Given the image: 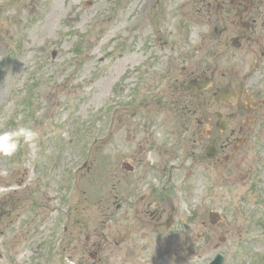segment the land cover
<instances>
[{"label": "rangeland", "instance_id": "rangeland-1", "mask_svg": "<svg viewBox=\"0 0 264 264\" xmlns=\"http://www.w3.org/2000/svg\"><path fill=\"white\" fill-rule=\"evenodd\" d=\"M178 1L154 13L153 28L168 43L171 29L179 44L208 24L193 15L191 22L184 17L190 26L176 20ZM137 2L0 0V131L24 126L37 133L13 156L0 154V264H206L217 253L224 264H264V120L234 136L231 127L219 133V107L211 98L203 107L185 92L187 71L180 69L189 65L181 59L164 79L166 64L153 66L151 86L160 93L129 104L137 67L150 53L134 28L138 18L131 20ZM258 56L242 41L215 68V85L229 82L219 79L223 72L246 82ZM214 66L195 56L190 68L209 77ZM236 110H222L233 127L228 116ZM217 137L218 153L205 157ZM157 184L132 212L134 197L140 202ZM69 207L60 244L61 212ZM143 212L150 223L173 216L170 232L151 229L140 242ZM216 214L222 218L213 223Z\"/></svg>", "mask_w": 264, "mask_h": 264}, {"label": "flooded vegetation", "instance_id": "flooded-vegetation-1", "mask_svg": "<svg viewBox=\"0 0 264 264\" xmlns=\"http://www.w3.org/2000/svg\"><path fill=\"white\" fill-rule=\"evenodd\" d=\"M166 2L167 0H138L135 6V14L131 17V20L135 17L138 18L137 28L140 29L139 39L143 43V51H150L149 56L145 57L143 59L144 62L141 63L143 66L147 64L141 70L143 80L148 81L142 89L143 95L156 96L160 93V91L154 90L152 87L156 82V79H153V72H151L153 66L159 65L158 68H162L161 65L166 64L163 72L164 77H161L164 79L170 76L173 65L176 64L178 59H181L182 64H188L191 71L187 70L186 66L183 68L181 66L180 70L187 71L186 76L188 77L185 92L190 93L192 97L197 98L199 101L202 99L203 107L208 105L209 98L219 107L216 112V117L218 118L216 125L219 133L222 132L221 127L225 126V130L231 127L230 133L234 136L237 130L238 133L242 132L241 130L244 129L245 124L252 122L257 125L262 122L264 120V40L262 39L264 38V0H179L177 3L174 2L176 15L174 18L176 20L179 19V21L190 26V23L184 20V17L191 22L193 19L191 15H193L202 18L197 20L196 23H208L202 29L191 33V37L188 35L186 40H184L182 35L183 38L179 44L172 29L169 31V40L173 42L168 43L166 39H162V36H160L161 29L158 32L153 28L156 25L154 13L157 16V8L162 4H166ZM150 16H153V19H150ZM205 17L207 18L206 20ZM146 29L151 31L146 32ZM245 40H247V43H251L255 50H259V56L255 57L252 62L253 72L250 75L252 79H250V84L248 83L249 86L247 84L248 88H251V99L247 96L244 88L246 82L243 81L241 85L234 83L233 77L228 76L229 73H220L219 77V79L227 77L229 82H221L218 86L215 85V68L218 71L220 62L226 61L227 54L234 47H241L242 41ZM166 47L168 50L165 49ZM178 49L183 50L179 55ZM156 50L159 55L156 58L157 62H154V56L158 54L153 53ZM195 56H199V58L210 57L211 64L215 65L209 75L211 84L202 91L197 85L190 87L192 80L204 81L208 78L206 72L201 70V67L197 71H193L192 67L190 68ZM148 61L149 63H146ZM155 76L159 77L160 75L157 72ZM177 79L179 78L177 77ZM225 94L235 95V97L225 98L223 97ZM187 104L189 110L195 112L193 100H188ZM210 106H213V104L210 103ZM231 107L237 108L236 111L228 116L236 122L235 127H233L232 123L229 125L223 116V113L231 109ZM224 114L227 116L226 113ZM212 141L216 146L217 154L220 147V137L214 138ZM223 149L224 146H222ZM174 168V165H172L171 173ZM131 209L132 212L137 214L140 207L135 203L131 206ZM126 212L122 213L121 217L125 216ZM141 216L142 219L138 220L139 230H136V236L143 235L145 230L142 229L150 227V221L146 222L144 212L141 213ZM75 264L84 263L76 261Z\"/></svg>", "mask_w": 264, "mask_h": 264}, {"label": "clouds", "instance_id": "clouds-1", "mask_svg": "<svg viewBox=\"0 0 264 264\" xmlns=\"http://www.w3.org/2000/svg\"><path fill=\"white\" fill-rule=\"evenodd\" d=\"M37 139V133L29 127H18L12 130L0 131V154L11 157L20 147L21 140L25 144H31ZM151 163H155V159L150 160ZM158 183V181H153Z\"/></svg>", "mask_w": 264, "mask_h": 264}, {"label": "water", "instance_id": "water-1", "mask_svg": "<svg viewBox=\"0 0 264 264\" xmlns=\"http://www.w3.org/2000/svg\"><path fill=\"white\" fill-rule=\"evenodd\" d=\"M211 218H212V220H214L216 218V216L215 217H211ZM221 262H222V256L219 255L217 257V259L212 264H221Z\"/></svg>", "mask_w": 264, "mask_h": 264}]
</instances>
